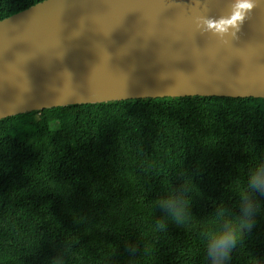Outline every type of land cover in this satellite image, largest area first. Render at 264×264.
Listing matches in <instances>:
<instances>
[{"label": "trees", "instance_id": "16d2710c", "mask_svg": "<svg viewBox=\"0 0 264 264\" xmlns=\"http://www.w3.org/2000/svg\"><path fill=\"white\" fill-rule=\"evenodd\" d=\"M42 0H0V20ZM264 161V99L147 98L0 120V264H208L204 231ZM189 182L193 223L157 205ZM227 264H264V197ZM133 248L135 251H133Z\"/></svg>", "mask_w": 264, "mask_h": 264}, {"label": "water", "instance_id": "95a60500", "mask_svg": "<svg viewBox=\"0 0 264 264\" xmlns=\"http://www.w3.org/2000/svg\"><path fill=\"white\" fill-rule=\"evenodd\" d=\"M196 96L264 99V0H44L0 20V120Z\"/></svg>", "mask_w": 264, "mask_h": 264}, {"label": "clouds", "instance_id": "9594fccd", "mask_svg": "<svg viewBox=\"0 0 264 264\" xmlns=\"http://www.w3.org/2000/svg\"><path fill=\"white\" fill-rule=\"evenodd\" d=\"M189 182L185 181L165 197L157 201L164 219L156 221L159 230H165V220L177 226H190L193 216L190 205ZM264 197V161L257 163L248 172L246 185L239 195L237 211L233 214L218 209L211 221V227L203 233L208 264H227L230 253L246 231L255 226L256 216L261 211V202L257 197ZM133 251L135 249L133 248ZM50 264H66L64 256L52 259Z\"/></svg>", "mask_w": 264, "mask_h": 264}, {"label": "rangeland", "instance_id": "374dc122", "mask_svg": "<svg viewBox=\"0 0 264 264\" xmlns=\"http://www.w3.org/2000/svg\"><path fill=\"white\" fill-rule=\"evenodd\" d=\"M42 1H44V0H42ZM42 1H40V2H42Z\"/></svg>", "mask_w": 264, "mask_h": 264}]
</instances>
